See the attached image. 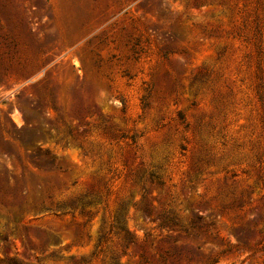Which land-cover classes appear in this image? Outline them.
<instances>
[{
	"label": "rangeland",
	"instance_id": "obj_1",
	"mask_svg": "<svg viewBox=\"0 0 264 264\" xmlns=\"http://www.w3.org/2000/svg\"><path fill=\"white\" fill-rule=\"evenodd\" d=\"M0 264H264V0H0Z\"/></svg>",
	"mask_w": 264,
	"mask_h": 264
},
{
	"label": "trees",
	"instance_id": "obj_2",
	"mask_svg": "<svg viewBox=\"0 0 264 264\" xmlns=\"http://www.w3.org/2000/svg\"><path fill=\"white\" fill-rule=\"evenodd\" d=\"M92 203H93V201L86 202L85 200H78V202L72 201L70 203H66L62 206V208H67L68 210H74V209H77L78 207H82V209H84V208L90 206ZM117 220H119V219H117ZM173 222L175 224H177L176 221H173ZM190 226L193 229L201 230L200 218L198 217L196 220L192 221ZM181 229L184 230L183 228H181Z\"/></svg>",
	"mask_w": 264,
	"mask_h": 264
}]
</instances>
